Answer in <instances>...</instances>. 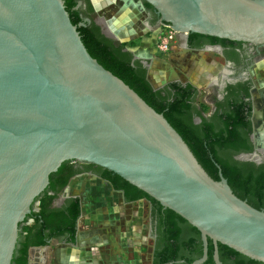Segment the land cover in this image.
<instances>
[{
  "label": "water",
  "instance_id": "1",
  "mask_svg": "<svg viewBox=\"0 0 264 264\" xmlns=\"http://www.w3.org/2000/svg\"><path fill=\"white\" fill-rule=\"evenodd\" d=\"M140 1L186 38L264 47V0ZM71 161L112 172L195 228L202 256L192 264L207 261L209 240L214 264L219 245L264 264V211L220 170L214 181L164 116L89 55L64 0H0V264L12 263L20 224Z\"/></svg>",
  "mask_w": 264,
  "mask_h": 264
},
{
  "label": "flooded vegetation",
  "instance_id": "2",
  "mask_svg": "<svg viewBox=\"0 0 264 264\" xmlns=\"http://www.w3.org/2000/svg\"><path fill=\"white\" fill-rule=\"evenodd\" d=\"M88 1L90 2V0ZM75 2L74 9L85 12V0H75ZM142 4L148 23L159 30L162 25L156 13L153 9H146L143 1ZM95 23L97 24L96 20ZM85 24L89 25L90 20L82 17L81 25L85 26ZM101 34L103 35L102 29ZM189 36L187 38L178 36L180 42L179 48L171 49L165 55L168 57L174 52L186 50L180 56L182 64L185 65L187 58L190 60L194 55L197 58H201L198 55L203 54L205 62L202 57L200 71L195 78L198 75L203 76L205 83L201 87H198L199 84L197 85L189 80L188 75L184 73V75L178 76L184 77V80L179 78L170 80L162 88L174 82L179 83L183 88L187 86L193 88L195 92H191V107L188 110V115L191 116L192 120L191 123L201 127L204 131H209L212 135L224 132L222 136L229 143V146L225 145V149H218L217 144H213L216 145L215 147H211V150H214L216 153H214L215 159L229 164L240 162L264 166V138L261 141L260 134V131L264 129V93L260 94V97L262 96L261 99L259 95L256 97L255 92L258 90V86L254 79L258 71H264V47L237 42L231 43L230 41L212 42L205 38L193 39L194 47H191L189 45ZM146 61L147 63L149 62L148 60ZM144 67L147 69L146 66ZM187 117H185L186 121ZM223 137L221 138L223 139ZM208 152L212 158L213 154L211 151ZM213 161L216 162L214 158ZM88 166L89 164L85 163L67 162L66 167L62 171L51 178L49 177L46 189L36 199L31 207L30 214L19 226V237L14 252L15 257L13 256L14 260L12 259L13 264H41L42 260L38 259L39 253L43 254L53 243L64 248H73L89 245L101 237V234H91L82 240L84 227L80 226V223L83 200L76 194L70 196L69 192L71 184L76 178L86 174L98 178L95 176L97 174L96 171H87ZM69 167L72 171H76V174L70 178H68L70 175ZM67 179L68 184L61 188ZM105 184L109 185L107 182ZM113 192L121 195L123 204L134 203L127 202L122 191H115L113 189ZM71 200L79 201L80 215L78 218L76 217L75 205ZM139 201L145 202L148 206L149 259L150 264H154L156 256L164 250V244L158 236V220L152 218V203L145 199ZM38 219L40 220L38 221ZM58 224L59 227H57ZM61 224L63 227H61ZM42 226L46 228L43 238L38 234ZM32 227L31 233L28 230L23 232ZM58 228L61 232L59 235L48 237L52 232L57 231ZM72 235H74V242L69 241ZM40 238L44 240L46 245H33ZM190 240L189 243L195 246L196 242ZM174 254L178 258L168 264H187L186 260L182 257L191 258L194 256V249L193 247H189L185 250L176 251ZM230 258L231 262L237 264L243 263V261L238 260L236 257ZM207 261L204 264H208ZM239 261L242 263H239Z\"/></svg>",
  "mask_w": 264,
  "mask_h": 264
},
{
  "label": "trees",
  "instance_id": "3",
  "mask_svg": "<svg viewBox=\"0 0 264 264\" xmlns=\"http://www.w3.org/2000/svg\"><path fill=\"white\" fill-rule=\"evenodd\" d=\"M85 2L86 10L82 12L74 9L76 5L75 0H64L65 8L69 14L71 23L77 27V31L89 55L105 70L111 72L114 76L123 81L154 111L164 116L187 144L198 163L214 181H219L220 170L236 197L246 201L253 208L264 211V166L240 162L229 164L215 159L214 155L216 153L214 150H211V147H215L216 145L213 144H217L218 149H225L226 146H229V143L222 136L224 132L212 135L209 131H204L201 127L191 123L192 120L191 116L188 115V110L191 107V92H195L193 88L190 86L183 88L182 85L174 82L161 89L154 90L147 79V69L143 66L141 60H135L131 52L125 51L126 44L116 43L101 34V28L95 23L94 9L88 0H85ZM145 7L148 10H152V7L146 3ZM82 17L88 18L90 24H85V26L81 25ZM195 38H205L212 42H229L227 40L190 34L189 45L191 47H194L193 39ZM186 116H188L187 121L185 119ZM221 137H223V139ZM208 151H211L213 154L212 158ZM213 158L216 162L213 161ZM66 163H63L58 171L52 174L50 178L62 171L66 167ZM68 169H70L68 178L76 174V171H72L70 167ZM89 170L96 171L97 174L95 176L107 182L115 191H122L127 202H136L145 199L152 203V218L158 220L157 232L164 244V250L156 256L154 264L172 263L178 258L174 254L176 251L185 250L189 247H193L194 256L191 258L182 257L186 260L187 264H191L202 256L200 233L185 220L172 211L163 209L155 200L131 186L112 172L90 164L87 171ZM67 184L68 179L64 181L61 188L65 187ZM71 201L75 205L76 217L78 218L80 215L79 201ZM39 220L40 219H38V221ZM57 227H59V224ZM61 227H63L62 224ZM32 229L33 227L23 232L28 230V232L31 233ZM45 230L46 228L42 226V229L38 232L42 238L44 237ZM59 233L61 232L58 228L57 231L52 232L48 237L57 236ZM42 238L34 242L33 245H46ZM190 239L196 242L195 246L189 243ZM69 241L74 242V235L71 236ZM218 252L220 261L223 264H237L231 262L230 257H236L245 264H261L249 260L222 245L218 246ZM208 255L207 263L214 264L213 245L210 240ZM241 261H239V263H242Z\"/></svg>",
  "mask_w": 264,
  "mask_h": 264
},
{
  "label": "rangeland",
  "instance_id": "4",
  "mask_svg": "<svg viewBox=\"0 0 264 264\" xmlns=\"http://www.w3.org/2000/svg\"><path fill=\"white\" fill-rule=\"evenodd\" d=\"M94 14L95 20L98 21L100 16L95 11ZM198 56L203 57L205 62L203 54ZM172 65L169 61H159L155 65L149 61L147 79L154 87H162L176 78L184 80V77L169 75ZM193 77L188 75L189 80L199 84L198 87L205 83L203 76ZM157 79L160 81L157 82ZM254 79L258 86L255 95L260 97V94L264 93V71H258ZM82 191L88 204L87 209L84 208L80 223V226L84 227L82 240L91 234H101V237L98 236L99 239L89 245L73 248H64L53 243L41 255V264H150L147 204L143 201L123 204L120 194L114 193L104 181L88 174L73 180L69 190L70 196ZM120 227L121 233L118 231Z\"/></svg>",
  "mask_w": 264,
  "mask_h": 264
},
{
  "label": "crops",
  "instance_id": "5",
  "mask_svg": "<svg viewBox=\"0 0 264 264\" xmlns=\"http://www.w3.org/2000/svg\"><path fill=\"white\" fill-rule=\"evenodd\" d=\"M91 4L96 14L100 16V24H104L110 34H113L121 44H126V48L138 58L148 60L152 65L158 64L159 61L171 62L173 65L170 67L169 75L175 77L182 76L184 73L195 77L200 71L202 58H197L196 55L190 58L191 61L188 60L189 58L185 60L187 66L181 63L180 56L186 50L174 52L168 57L159 52V30L148 23L141 2L138 3L133 0H91ZM156 81L159 82L160 79ZM75 194L83 200V213L84 208L87 209L88 205L84 200L85 194L83 191L75 192ZM118 231L121 233L122 228L120 227ZM41 255L39 253L38 259H41Z\"/></svg>",
  "mask_w": 264,
  "mask_h": 264
},
{
  "label": "built area",
  "instance_id": "6",
  "mask_svg": "<svg viewBox=\"0 0 264 264\" xmlns=\"http://www.w3.org/2000/svg\"><path fill=\"white\" fill-rule=\"evenodd\" d=\"M178 36H183L175 31H173L169 26L162 25L159 28V40H158V50L161 54L165 55L171 51V49L179 48V38Z\"/></svg>",
  "mask_w": 264,
  "mask_h": 264
},
{
  "label": "bare ground",
  "instance_id": "7",
  "mask_svg": "<svg viewBox=\"0 0 264 264\" xmlns=\"http://www.w3.org/2000/svg\"><path fill=\"white\" fill-rule=\"evenodd\" d=\"M98 22V21H97ZM100 23V22H99ZM103 30H104V24H103ZM104 32L106 34H110V32L105 28ZM111 35V34H110ZM261 128V127H260ZM262 130V129H261ZM260 134H261V141H262V138H264V129L262 131H260ZM258 135V134H257Z\"/></svg>",
  "mask_w": 264,
  "mask_h": 264
}]
</instances>
